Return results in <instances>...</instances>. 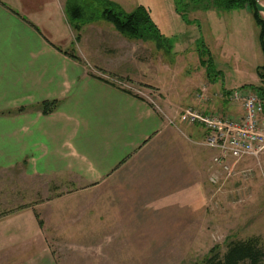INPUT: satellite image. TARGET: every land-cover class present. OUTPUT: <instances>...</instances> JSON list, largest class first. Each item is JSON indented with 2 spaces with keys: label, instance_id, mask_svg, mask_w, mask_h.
I'll return each mask as SVG.
<instances>
[{
  "label": "rangeland",
  "instance_id": "374dc122",
  "mask_svg": "<svg viewBox=\"0 0 264 264\" xmlns=\"http://www.w3.org/2000/svg\"><path fill=\"white\" fill-rule=\"evenodd\" d=\"M59 1L67 21V10H81L69 21L71 31L65 27L60 35L68 38V53L87 60L90 72L95 69L115 77L117 82H111L129 92L148 95L173 123L93 191L81 192L67 177H29L14 168L0 172V221L17 212L22 213L19 220H36L37 229L29 233L39 230L47 236L57 264L80 259L81 264H205L215 254L222 257L230 243L249 240L264 252V167L247 159L224 173L212 164L216 153L204 146L203 128L178 120L196 101L205 105L212 95L223 100V94L239 87L264 107L263 71L256 69L264 56L252 11L217 10L204 0H109L125 13L139 5L148 10L159 37L142 41L103 20L97 0ZM256 1L264 7V0ZM259 16L264 20V13ZM201 55L202 63L197 60ZM125 71L133 78L131 86L118 77ZM198 77L207 88L215 81L229 91L214 89L208 96L193 88ZM134 80L161 93L157 88L146 92L147 86ZM226 102L240 112L239 104ZM15 226L0 227L1 236L9 235L0 239L5 264H12L15 249L26 250L29 244L15 239L22 234ZM29 228L24 225L23 234Z\"/></svg>",
  "mask_w": 264,
  "mask_h": 264
},
{
  "label": "crops",
  "instance_id": "0c3cea01",
  "mask_svg": "<svg viewBox=\"0 0 264 264\" xmlns=\"http://www.w3.org/2000/svg\"><path fill=\"white\" fill-rule=\"evenodd\" d=\"M65 27L71 31L59 0H0V172L14 168L29 177H67L81 192L93 191L170 123L147 98L115 85V77L90 72L87 60L65 54L70 47L64 45L68 38L60 39ZM108 69L104 70H116ZM130 75L118 73L128 85L133 81ZM198 79L193 88L208 96L214 89L229 91L215 81L207 88L204 79ZM134 81L146 85V92L157 88ZM157 89L160 94L162 89ZM211 98L193 107L236 113L225 99ZM52 100L58 105L50 114L36 110L37 104ZM19 214L0 221L1 231L3 225H16L22 234L15 239L29 243L26 250L15 249L12 264H57L47 236L39 230L29 233L36 220H19ZM24 225L30 227L25 234Z\"/></svg>",
  "mask_w": 264,
  "mask_h": 264
},
{
  "label": "built area",
  "instance_id": "2783aa9c",
  "mask_svg": "<svg viewBox=\"0 0 264 264\" xmlns=\"http://www.w3.org/2000/svg\"><path fill=\"white\" fill-rule=\"evenodd\" d=\"M203 90V89H202ZM243 88L223 94L222 98L239 104L234 115L203 111L186 107L179 122L201 126L205 132L204 146L214 151L212 164L224 173H230L241 161L254 159L264 167V107L263 102ZM141 96H148L137 91ZM172 124L173 121H170ZM216 183V177L210 179Z\"/></svg>",
  "mask_w": 264,
  "mask_h": 264
},
{
  "label": "trees",
  "instance_id": "16d2710c",
  "mask_svg": "<svg viewBox=\"0 0 264 264\" xmlns=\"http://www.w3.org/2000/svg\"><path fill=\"white\" fill-rule=\"evenodd\" d=\"M101 6L102 11L100 17L111 23L114 28L120 33L131 39L142 41L156 40L159 37L158 29L152 21L148 10L139 5L133 11L125 13L118 5L109 0H97ZM207 2L205 5L213 6L217 10L229 11L234 9H243L248 7L252 11V17L255 24L259 27V44L264 56V20L259 16L256 0H204ZM82 9V8H81ZM67 17L71 21L74 18H79L81 10L78 7L67 10ZM82 18V17H81ZM74 27V26H73ZM76 29V26L74 27ZM69 57L76 59L70 53H65ZM203 59V56H200ZM204 62V59L201 63ZM257 70H262L263 73L259 74L261 80L264 79V63ZM263 78V79H262ZM264 81V80H263ZM259 89V87H258ZM58 105V101H43L36 105V110L42 114L47 115L53 112ZM23 108L17 111H22ZM264 257V252L257 246L254 240L233 242L228 245L225 254L219 257L215 254L205 261V264H260Z\"/></svg>",
  "mask_w": 264,
  "mask_h": 264
},
{
  "label": "water",
  "instance_id": "95a60500",
  "mask_svg": "<svg viewBox=\"0 0 264 264\" xmlns=\"http://www.w3.org/2000/svg\"><path fill=\"white\" fill-rule=\"evenodd\" d=\"M257 9L258 11L264 13V7H262L261 5H257Z\"/></svg>",
  "mask_w": 264,
  "mask_h": 264
}]
</instances>
